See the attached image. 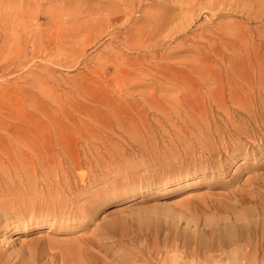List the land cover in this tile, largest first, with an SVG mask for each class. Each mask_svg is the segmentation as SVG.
I'll return each mask as SVG.
<instances>
[{
	"label": "rangeland",
	"instance_id": "rangeland-1",
	"mask_svg": "<svg viewBox=\"0 0 264 264\" xmlns=\"http://www.w3.org/2000/svg\"><path fill=\"white\" fill-rule=\"evenodd\" d=\"M140 1L139 3L138 0H134V4L125 7L131 20L128 23L124 21V24L119 25L118 20L122 17L120 12H125L124 6L120 4H125V1L122 2V0H0V238L4 229H7L11 239L9 243L0 242V261H2L0 264H62V260L59 259L64 251L60 244L62 241H76L74 239L77 236L85 238V241L84 239L79 241L81 244L78 243L82 247H89V254L93 256V260L95 262L101 260V262H96L98 264H150L145 261L147 256H143L147 255L146 252L143 255L138 252L140 249L137 246L138 241L132 243L125 239L128 235V237L130 235L133 237L136 232L141 231L143 237L139 241L142 243L143 241L146 243L147 240L153 239L155 236H159V239L175 236L181 242L184 240L187 244L190 243L187 245L190 247L188 252L192 251L189 253L188 259L191 256H201L199 259L198 257L189 259L195 261L196 264H198V260L201 264L202 260L200 259L204 257L206 259H203L202 264H213L217 260L215 264H232V257L227 255L228 253L225 251L227 248L223 247L226 241L223 245L219 244L223 243L222 240L215 241L216 238L219 239L218 237H210L212 236L210 233H213L212 230H224L226 227L224 222L229 219H223L224 214L217 213L219 211L210 206L236 201L238 196L231 197L230 192L246 190L249 183H252L251 180L254 181L252 184L257 186L255 181L264 174V45L261 43L264 32L261 34L256 31L253 34V39L250 38L249 41L243 39L237 42L234 47L218 43L213 49L205 51L210 54L224 55L225 63L232 56L238 54L246 56L247 51H251L253 44L257 46L260 54V60L254 62V70L246 64L244 71L246 74H243V78L237 79L239 86L248 94L240 97L235 103L226 102L231 111L230 115L234 116V121L226 120V116L221 110H207L211 128L218 125L219 130L218 134L211 137L205 130L187 129L184 125L186 118L174 114L172 123L169 121L159 122L161 117L158 114L147 110V107L143 109L137 103L139 94L148 93L151 91V86L149 84L139 85L135 90L130 89L133 91L131 94L125 90L131 85L121 84L120 78L128 71L133 70L135 71V75L131 78L133 82L145 79L154 82L157 75L154 72L156 63H171L180 67V64L186 63L196 56L194 48L203 44L199 39L202 35L213 38L214 34L219 33V36L225 39L226 34L247 33L250 29L255 31V27L264 30V0ZM203 6L221 8V10L218 15H212L208 7ZM233 8L239 10L234 11ZM25 10H27L28 16L25 17L26 19L22 21L21 25V19L17 17V14ZM157 12L164 13L165 17L174 19L176 25L173 30L175 33L169 37L165 33L149 38L141 35L139 39L130 38L128 42H124L126 31L131 28L129 26H141L146 29L149 24L150 27L153 22L150 21L147 13ZM254 14L258 16L255 20L252 19ZM70 16H74L75 21L72 22L67 18ZM83 16L101 17L104 19L103 23L95 27L103 30L108 25L107 31L101 32L100 30L95 34L84 27H77ZM75 28H79V30ZM35 29L41 32L35 34ZM183 29L184 31H182ZM15 35H17L16 38ZM173 51L175 52L173 53ZM152 56L155 58H151ZM152 59L153 61H149ZM143 63L151 64L154 70ZM140 71L144 73H140ZM223 73L222 70L224 76ZM186 83L188 82L184 81L172 85L166 82L164 86L167 89L156 90V95L183 97V85ZM207 89V87L201 86L194 95L200 98L205 97ZM225 91L224 94L227 95L228 89L226 88ZM194 95H188V97ZM112 99H117L127 106L128 103H131L141 107L145 125H141L139 121L138 128L135 130L120 127L112 115L113 108L102 106V103L112 101ZM237 103L258 106L253 109L252 116H249L245 115L246 112L243 110L244 113L240 107L238 109ZM48 121L56 122L60 130L69 127L71 132L63 133L67 137L81 134L91 135L88 128L92 125L95 128L92 135L109 138L105 145H97L100 148L98 154L88 153L85 155L82 147H78L81 163L86 162V164H82L80 170H85L87 176L82 183L76 174L66 173L70 176H67L66 179L74 186L70 192H67L63 181L57 180L51 170H48V173L40 171L39 165L42 162H47L50 155L57 151L53 132L44 126V123ZM28 124L33 125L28 127ZM179 130H182L183 134H179ZM17 136L21 137V141L16 139ZM206 136L210 140L209 144L204 146L212 149L209 152L202 144L196 143L203 141ZM27 139H32L29 144L26 143ZM139 141H152L153 145L146 144L143 147L138 143ZM29 148H32V151L28 152ZM105 148L111 151L114 163L110 162L112 161L109 159L111 155L106 154ZM115 154H118L117 157ZM153 154L157 157L152 156ZM94 160L105 162L103 170L95 171L97 167ZM62 165L67 169V162L63 161ZM119 165L122 167L118 168ZM108 168L110 169L108 170ZM123 170L129 172L128 175L131 174V178H128L129 176ZM104 171L107 173L105 174ZM100 172L103 174L101 175ZM93 173H98L96 180L92 176ZM121 176H124L123 179ZM125 177L132 179L130 184H123L116 190L121 191L133 187L136 194L127 193L122 198L108 199L102 208L94 213L95 216L86 215L85 220L82 219V221L83 216H77V220H71L74 222L67 226L58 222L43 224L42 227L21 225L25 222H18L23 219L37 218L39 210L44 211L52 207L67 209L68 206L63 208L64 204L56 205V200L51 199V195H48L51 192L50 189H53L52 193L55 192L59 197L62 196L60 194H64L68 197L66 199H69L79 189L80 191L87 188L97 190L109 184L114 185L119 180L121 183L125 182ZM175 180H179L181 184L173 189ZM29 182L33 185H31L32 187L28 184ZM55 185L58 189L61 187L63 192L55 189ZM86 185L88 187H85ZM51 186L52 188H50ZM29 187L32 189L30 190ZM35 191L40 195L37 192L36 195ZM226 194L229 196L226 197ZM36 196L40 198L37 199ZM85 196L79 197L77 202L82 201L81 203H83V200L89 198L88 193ZM176 196L184 198L180 205L173 206L170 202ZM129 204L131 206H128ZM205 204L209 209L206 212L204 210L197 213L199 207L196 206L205 207ZM139 205L141 206L139 211L134 212L133 208H137ZM160 207L161 209H159ZM167 207L172 210L164 211V208ZM114 208L118 209L114 214L111 213V220L101 225L98 221H101L100 219L107 211ZM252 210L251 213L246 211L247 214L244 216L247 218L244 217L240 222H247V219L254 221L259 216L261 225H264V217L260 210L256 212ZM166 213H169L170 216ZM115 220L120 223V226H117V232L115 231L114 235L110 233L106 239L94 237L97 236V232L101 228L106 224H112ZM144 220L146 221L144 222ZM231 221V224L235 222ZM43 233L50 236L47 238L43 236ZM20 236L28 240L20 243L18 238ZM51 236L62 239L56 241L52 238L54 244L56 243L53 245L49 238ZM116 238L122 239V243L118 242ZM194 238H198L196 240L198 243L194 241ZM87 239H91L95 244L87 243ZM207 239L210 240L209 243H207ZM256 240L254 238V240L249 239V242L242 240L238 243L242 244L243 242L246 245H242V247H249V252L246 253V250H243V253L245 252V255L249 256L244 259L242 255L237 263L248 264L247 261L254 257L255 260L257 257L258 263L263 261L264 238ZM47 241H51L52 245ZM244 241L246 242L244 243ZM210 242L214 246H211ZM45 243L51 245L50 248ZM193 243L195 246L199 245V248L194 247ZM252 246L254 250L251 249ZM51 248H55L53 249L55 251ZM129 248L131 251L127 254L126 250ZM207 249L212 251H207ZM221 249L222 251H220ZM45 250L50 253L48 254ZM252 251L258 252L252 255ZM31 252L33 254H30ZM206 252L209 254H205ZM4 253L8 254L5 256ZM86 255L81 254L83 260L88 259L89 256L86 257ZM95 255H99L97 260L94 258ZM202 255L204 256L202 257ZM218 255H221V259L218 258ZM53 256L58 257L54 259ZM252 256L254 257L252 258ZM260 260L262 261L260 262Z\"/></svg>",
	"mask_w": 264,
	"mask_h": 264
},
{
	"label": "bare ground",
	"instance_id": "bare-ground-1",
	"mask_svg": "<svg viewBox=\"0 0 264 264\" xmlns=\"http://www.w3.org/2000/svg\"><path fill=\"white\" fill-rule=\"evenodd\" d=\"M124 1H125V4L124 3H120L122 6H124V9H125L126 6H129V4L130 5L131 4H134V0H122V2H124ZM138 2L140 3L141 1L138 0ZM203 7H208V9L212 12L211 13L212 15H218L220 13V10H221V8L216 9V8H212L210 6H203ZM233 10L234 11H238L239 9L233 8ZM128 13L129 12H128L127 9H125V12H120V16H122V17H121V19L118 20V24L119 25L124 24V21H126L127 23L130 22L131 19H130V15ZM66 14L69 15V13H66ZM108 14H109V12H108ZM26 16H28L27 10L18 12L17 17H19L21 19V22H20L21 25H22V21H24L26 19L25 18ZM147 16L149 17L150 21L152 20L153 24L150 27H149V24H148V27L146 29H144L141 26H136V27L135 26H129L131 28L127 29V31L125 33V40H124V42H128L130 40V38L139 39V38H141L140 37L141 35L144 36L145 38H149V37H153L155 35L156 36H159V35L165 33L166 36L169 37L170 35H172L173 33H175V30H173V28L175 27L176 23L174 22V19L173 18H171V17L167 18V17H165V14L164 13H160V12H157V13H147ZM92 17L91 16H83V17H81V19H80V25L77 24V27L78 26H81L82 28L84 27L85 29L91 30V31H93L96 34L101 29H96L95 26L103 23L104 19H102L101 17H98V16H92ZM257 17H258L257 14L256 15L254 14L252 16V19L255 20ZM67 18L70 21H72V22L75 21L74 16H70V17H67ZM184 21H186V20L184 19ZM182 23H183V21H182ZM31 24H32V22H31ZM108 27L109 26L107 25L103 30H101V32H106ZM28 29H30V28H28ZM36 29H35V34H39L41 31L40 30H36ZM75 29L76 30H79V28H75ZM182 31H184V29ZM256 31H258L261 34L264 32L263 29H261L259 27H255V31H253L252 29H250L247 33L246 32H241V33H232V34H228V35L226 34V38L225 39L222 38L221 36H219V33L218 34H214L213 33L214 34L212 36L213 38H208V37H205V36L202 35V36L199 37V39L203 42V44L200 47L194 48L195 51H196V56L194 58L190 59L189 61H186V63L180 64V67L179 66H174L171 63H165V64H158V63H156L155 64L156 68H155V71L154 72L157 75L154 78L155 79L154 82L149 81V80H146V79L145 80H142V81L133 82L132 79H131L133 77V75H135V71H133V70H130L126 74H124V76L120 78V82L123 85H131L130 87H126V89H125L129 93H131V94L133 93V91H130V89H134L135 90V88L138 87L139 85H142V84L148 85L149 84L151 86V91H149L148 93L146 92L145 94H143V93H140L139 94V98L137 99V103H138V105H141V107L143 109H145L147 107V110H150L151 112H154V113L158 114L161 117V120H159V122H161V121H169V122L172 123L173 122V114H174V115H177L178 117H184V118H186V120L184 121V125H185V127L187 129L205 130L207 132V135L209 137H211L212 135L218 134L219 133L218 132L219 130H218V125H216L215 127H213V129L211 128L210 122L208 120L209 117L207 115V110H210V109L212 111H213V109H215V110H221L223 112V114L226 116L225 117L226 120H228L230 122H233L234 121V118H233L234 116L233 115L232 116L230 115V112L231 111H230V108L228 107V105L226 104V102L229 101L231 104L232 103H235L240 97H242L243 95H247L248 94L242 87L239 86V83H237V79L243 78V74H246L244 72L245 71L246 64L252 70H254V68H255L254 62H258L260 60V54H259V51L257 50V46L255 44H253L251 51H247L246 56H242V55H239L238 54L236 56H232L227 61V63H225V56L224 55H219L217 53L210 54V53H206L205 51L208 50V49H213V47L216 46L218 43L227 44V45L229 44L231 47H234L237 42H239V41H241L243 39L246 40V41H249L250 38L253 39L254 38V35L253 34ZM16 36L17 35H15V38H16ZM261 43L264 45V37H262V42ZM174 52L175 51H173V53ZM161 56H162V54H161ZM151 58H155V57L152 56ZM149 61H153V59L152 60H149ZM143 65H145L148 68L154 70V68L152 67L151 64L148 65L147 63H143ZM217 70H219V71L217 72ZM222 70L224 72L223 73L224 76L222 75ZM140 73H144V72L143 71H140ZM184 81H187L188 83H186V84L183 85L184 86V92H183L184 95H183V97L174 98V97L167 96V95H160V94L159 95H156V92H157L156 90L167 89L164 86L166 84V82H168V83H170L172 85H175V84H180V83H182ZM201 86L207 87L208 89H207V95L205 97L202 96L200 98V97L195 96L194 94H196L198 92V89H200ZM208 86H210V87H208ZM226 88L229 91V93L227 95L224 94L226 92L225 91ZM188 95H194V96L193 97H188ZM124 100L126 101V99H124ZM175 100H178V101H175ZM138 105L136 104L134 106L133 104L128 103V106H127L126 104H122L117 99H112V101L102 103V106H105L107 108H111V107L113 108L112 109V115H113V117L117 120V122H118V124H119L120 127L124 128V129H127V130H135V129H137L138 128V125H139V121H140V124L141 125H145V120L142 119L143 118L142 115L144 113H142L141 107H138ZM256 106H258V105H256ZM256 106H252L250 104L248 106L247 105L238 104L237 107H238V109L241 108L242 111L244 110L246 112L245 115L252 116L253 109L256 108ZM144 117H145V115H144ZM258 118H260V117H258ZM32 125L33 124H28V127H32ZM44 126H47L48 129L53 132V134H54V145L57 147V151L55 153H52L50 155V158H48L47 162H42L39 165L40 171H43V172H47L48 173V170L49 171L51 170V172L54 173V175L57 178V180H60L61 179L63 181V183L65 184L66 189L68 190L67 192H70V190H72V188L74 186H72V183L68 179H66V177L69 176V175H66V173L69 174V172H71L72 174H76V176L80 178V181L82 183H84V179L87 176V172L85 170H80L81 167H82V164L83 163L86 164V162L81 163V157L79 155V148L78 147H82V150L85 153V155L88 154V153L89 154H94V153L98 154L100 148L97 145L98 144L105 145L109 141V138H103V137H99L97 135H92V133L95 131V128L92 125H90L89 128H88V132L91 135L81 134V135H70L68 137L67 136H64L63 133H66L67 131L68 132H71V129L69 127H65V128H63V129L60 130L58 128L59 125L56 122H53V121L52 122L51 121L45 122L44 123ZM178 133L179 134H183V131L182 130H179ZM209 137L206 136V138L203 141H198L196 143L202 144L203 146L204 145H208L209 144V140H210ZM16 139L18 141H21V137H19V136H17ZM31 140L32 139H27L26 140V143L29 144ZM138 143L141 144L143 147L146 144H148L150 146L153 145V142L152 141H146V142L139 141ZM204 148H207V151L208 152L212 150L211 148H208V147H205V146H204ZM104 150H105L106 154L108 153L109 156L111 155L110 156L111 158H109V159L112 160V157L113 156H112L111 151H109L108 148H105ZM30 151H32V148H29L28 149V152H30ZM167 151H165V152H167ZM162 153H164V152H162ZM168 154H170V153H168ZM117 155H116V157H117ZM119 155H123V154H119ZM170 155H172V154H170ZM81 156H83V155L81 154ZM152 156H154V154ZM167 156H169V155H167ZM154 157L156 158L157 156H154ZM92 158H94V157H92ZM63 161L67 162V164H68L67 169H65L63 167V165H62ZM94 161H95V166L97 167L95 171H97V170L98 171H101L100 169H102L103 167H105V165H104L105 162L104 161H103L104 163L103 162L101 163V161H99V160H94ZM113 161L114 160H112L110 162L112 163ZM151 162H153V161H151ZM140 163H141V161H140ZM89 164H90V162H89ZM142 164H143V162H142ZM142 164H140V165H142ZM48 166L50 167V169H48L49 168ZM117 167L119 168L120 165L117 166ZM121 167H122V165H121ZM118 168H116V169H118ZM140 168H141V166H140ZM109 169L110 168H108V170ZM122 169H125V168H122ZM104 172H105V174L107 173L106 171H104ZM124 172H126V171H124ZM90 173H91V171H90ZM100 173H101V175L103 174L102 172H100ZM128 173L129 172H126L127 175H128ZM97 174L98 173H93L92 174L94 180H96V175ZM130 175H128L129 176L128 178H131ZM73 176L76 177L75 175H73ZM123 177H122V179H123ZM128 178L125 177V180H124L125 182H122V183H121L120 180H119L120 182L119 181L116 182L114 180L116 182L114 185L109 184V185H106V186H104V187H102L100 189H97V190H93L91 188H87V189H81L82 191H80V189L78 188L79 191L74 192V190H73L74 194L69 199H66L68 197H66L64 194H60L62 196L64 195V197L62 198V196L59 197L58 194H55V192L52 193V190L53 189L52 190L50 189V188H52V186H51L49 188L51 192L50 191H47V192H50V194L48 193V195L49 196L51 195L50 196L51 199L57 201V202L55 201L56 205L58 204V205L62 206V204H64V207L63 208H65L66 206H68V207H66L67 208L66 210L64 209L66 212L63 209H61L62 207H60V208H58V207H55V208L52 207V208L46 209L44 211L39 210L40 213H39V216L37 218H33V219L29 218L27 220L23 219V220L18 221V222H25V223H22L21 225H28V226L29 225H32V226H34V225L35 226H41L43 224H50V223L58 222L60 224L62 223L61 225L65 224L67 226L69 224H72V222H74V221H71V220H74V219L77 220L76 219L77 216H83L81 218V221H82V219L85 220L86 215H90V216H91V214L94 215L95 212H97L98 210H100L102 208V205L108 199L115 200V199H118V198H122V197H125L127 193H130V194L132 193L133 195H135L136 194V191L134 190L133 187H129L128 189H122L121 191H117L116 190L117 187L119 188V186H121L123 184H127V183L130 184V182H131L132 179H128ZM137 179H139V178H137ZM257 179L258 180L255 181L256 184H257V186H254V184H252V183H254V181L251 180L250 182H252V183L251 184L249 183L248 188L246 190H243V191H240V192H234V193H231L230 192L229 193V195H231V197L232 196H238V198H236V201H234V202H232V201H230V202H224L222 205H220V204H214L213 206H210L213 209L218 210L219 212L216 211L217 213L222 212V214H224V216L222 215L223 216V219L224 218L226 220L229 219L228 221L224 222V225L226 226V227H224L225 228L224 230H221V231L218 230V229L217 230H212L214 234L211 232L210 234L212 236H210V237H213V238L214 237H218L219 238V239L216 238L215 241L222 240L223 243L220 242L219 244H223L224 245V242L226 241L225 246H223V245L222 246L227 248V250L225 249V251H227V253H228L227 255H230L229 257H232V264H239V262L237 263V261L242 257V255H243V258L244 259L246 258V256H249V255H245V252L243 253V250H246V253H247L249 247H244L243 246L245 248L244 249L242 247V245H246V244H243V242H242V244L241 243L238 244L239 242H241L242 240H247V242H249L248 241L249 239L254 240V238H255V240L257 239L256 241H259L260 238H262V239L264 238V225H261V220L258 219V217H259L258 215H257L258 216L257 217V220H254L253 221L251 219H247L248 220L247 222H240L246 216V214H247L246 211H248V212L251 213V209H253L252 211H255V212L258 211V210H260V213H261L262 217H264V190H263V188H264V174H262V176H259ZM116 180H118V179H116ZM71 181H73V180L71 179ZM92 181H93V179H92ZM100 181H102V180H100ZM85 183H87V182H85ZM112 183H113V181H112ZM174 183L175 184L173 186H175V187H173V189L177 188L181 184V182H179V180H175ZM28 184L30 186L32 185L30 182ZM28 184H27V186H28ZM58 184H62V183H58ZM80 185H82V184H80ZM85 187H88V186L86 185ZM89 187H91V186L89 185ZM56 188H57V186L55 187V189ZM60 188L59 189L57 188V189L60 190V191H62V189H60ZM31 189L32 188H30V190ZM36 192L37 191H35V194H36ZM47 192H46V194H47ZM24 193H22V194H24ZM87 193L89 194V196H88L89 198L88 199L86 198L87 200H85V201L83 200V203H81L82 201L77 202V199L79 197L80 198L81 197H84ZM35 194H34V196H35ZM37 194H39V193L37 192ZM229 195H227L226 197H228ZM39 198L40 197H37V199H39ZM46 198L48 200V197H46ZM182 198H184V197H178V196H176V197H174V199H172V201L170 203H172L173 206L180 205V202L182 201ZM42 199H44V197H42ZM46 204H47V202H46ZM130 204H132V203H130ZM130 204L128 206H131ZM205 205H206L205 207H202L201 205L196 206V207H199L198 208L199 210H197L196 212L198 213V212H200V211L202 212L204 210L206 212V210L209 209V208L207 207V204H205ZM139 207H141V206L139 205V206H137V208L134 207L133 208L134 209V212L135 211L138 212L139 209H140ZM1 208H2V206H1ZM111 208H113V207H111ZM116 209H118V208H114V209H111L110 211H107V213L104 214L102 216V218L100 219L101 221H98V222H100L101 225H104L108 220H111V217L110 216L112 214H114V212H115ZM159 209H161V207ZM150 210L155 211L153 209H150ZM169 210H172V209H170L168 207L166 209L164 208V211H168L169 212ZM192 211H194V210H192ZM176 213H178V212H176ZM166 214L169 215V213H166ZM244 214H245V216H244ZM210 215H212V214H210ZM250 216H252V215H250ZM220 217H221V215H220ZM245 218H247V217H245ZM215 219H217V218H215ZM187 220H188V218H187ZM145 221L146 220H144V222ZM221 221H222V219H221ZM230 221L231 222H234L235 221L237 223L234 222L233 223L234 225H233V224L230 223ZM227 222H228V225H227ZM152 224H155V223H152ZM206 225H208V224H206ZM117 226H120V223H117L116 220L112 224H106L103 228H101V230L99 232H97V236H94V237H98V239H100V238L101 239L102 238L103 239H106V238H108V236H109L110 233L112 235H114L113 233L116 231ZM228 227H230V228H228ZM10 228H11V226H10ZM123 228H122V230H123ZM203 228H206V227H203ZM196 229H198V228H196ZM221 229H222V227H221ZM178 230H179V228H178ZM188 231H190V230H188ZM170 233H172V232H170ZM173 233H174V231H173ZM194 233H196V232H194ZM45 234L46 233H43V236H45V237L50 236V235H45ZM120 234H122V233H120ZM181 234H183V233H181ZM191 234H192V232H191ZM196 234H194V236H197ZM198 234H199V232H198ZM210 234L208 233V235H210ZM38 235L40 236V234H38ZM117 236H118V234H117ZM128 236H127V238H125L126 241L129 240V241H132V243L138 241V245L137 246L140 248L138 250V252H141L142 255L144 254V252H146L147 255H143V256H147L145 258V261L147 263H150V264H153V263H155V264H194L195 261L193 262L192 260H189V259L190 258L192 259V257H193V259L195 257H198V256H191L188 259V255L192 251V250H190V252H188V249H190V247L187 246V245H189L190 243L187 244L184 240H183V242H181L175 236H172V237H164L162 239H159L158 238L159 236L158 237L155 236L153 239L147 240L146 243H144L145 241H143V243L139 241V239L141 237H143L142 236V231L141 232H136L135 235H133V237H131V235H130V237H128ZM148 237H149V235H148ZM18 238H19V242L20 243L28 240V239H23V236H20ZM49 238L51 240L53 238L54 240L57 241L61 237H53V236H51ZM75 238L76 239H74V240H76V241H67V242H63L62 241V243L60 244L61 245V249L64 251V253H61V258L60 259L58 258V259L59 260H62V264H98L96 262H99V261L101 262V260L96 261V262L93 260V256L91 254H89L90 253L89 247L86 248V246L82 247L80 245L81 243L79 241H81L83 239L85 241V238L83 236H80V237L77 236ZM116 239H118V242H121L122 243V239H119V238H116ZM116 239H114V240H116ZM197 239L194 238V241H196ZM208 239H210V238H208ZM10 240L11 239H10V235L8 234V230L7 229H4V232L1 233L0 242L1 243H6V242L9 243ZM86 241L89 244H95L91 239H87ZM209 241L210 240H208L207 243H209ZM212 241H214V240H212ZM47 242H49V241H47ZM52 242H53V240H52ZM107 242H109V241H107ZM217 242H215V243H217ZM245 242L246 241H244V243ZM49 243L51 244V241ZM38 244H39V242H38ZM52 244L53 245H56V243L54 244V242ZM45 245H48V244L45 243ZM51 245H48L49 248H50ZM202 245H203L202 247H204V244H202ZM205 245H206V243H205ZM210 245L211 246L212 245L214 246V244H212V243ZM29 246H30V244H29ZM196 246L194 244V247H196ZM218 246L221 247V245H218ZM123 247H125V246H123ZM261 247H263V246H261ZM49 248L47 247V249H49ZM206 248H204V250ZM209 248H211V247L209 246ZM217 248H219V247H217ZM253 248L254 247L252 246L251 249L254 250ZM53 249H55V248H51V250H53ZM57 249H59V247H57ZM31 250L33 251V248ZM46 250H45V252H47ZM49 251H50V249H49ZM53 251H55V250H53ZM130 251L131 250L129 248V250L128 249L126 250V253L129 254ZM133 251H134V248H133ZM136 251H137V248H136ZM207 251H212V250H210V249L208 250L207 249ZM220 251H222V249ZM262 251H263V249H262ZM255 252H258V251H254L252 253V255L257 254ZM263 252H262V254L264 255ZM82 253L87 254L89 256L88 259L83 260L84 258L81 257V254ZM5 254H8V253H4V255ZM30 254H33V253L31 252ZM205 254H209V252L208 253L206 252ZM211 254L213 255V253H211ZM262 254L260 255V257L262 256ZM87 255H86V257H87ZM131 255H132V253H131ZM198 255H201V254H198ZM95 256H94V258H96V260H97V258H98L99 255L96 256V257ZM203 256L204 255H202V257ZM209 256H211V255H209ZM209 256H207V257H209ZM57 257L53 256L52 258L55 259ZM200 257H198V259ZM220 257H221V255L218 258L221 259ZM229 257H227V258H229ZM253 257L254 256H252V258ZM216 258H217V255H216ZM254 258L253 259H249L251 261L248 260L247 261V262H249L248 264H264V258H263V261L260 260V262L262 261L261 263H258L256 261L257 260V257H256V260ZM126 259H128V258L126 257ZM203 259H200V260H202V262H203ZM207 260H208V258H207ZM47 261H49V260H47ZM50 261H52V259H50ZM217 261H215V263ZM226 261H227V259H226ZM226 261H224V262H226ZM0 262H2V261H0ZM130 262H131V260H130ZM199 262L200 261L198 260V264H199ZM202 262H201V264H202ZM215 263H213V264H215ZM54 264H57V263H54ZM208 264H210V263H208Z\"/></svg>",
	"mask_w": 264,
	"mask_h": 264
}]
</instances>
